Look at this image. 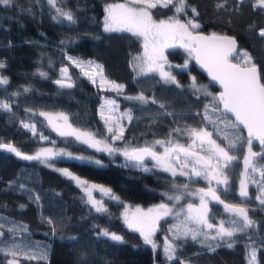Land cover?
Here are the masks:
<instances>
[{"label":"trees","instance_id":"16d2710c","mask_svg":"<svg viewBox=\"0 0 264 264\" xmlns=\"http://www.w3.org/2000/svg\"><path fill=\"white\" fill-rule=\"evenodd\" d=\"M117 1L125 0H64V10L74 14V23L63 17L59 18L60 22L53 20L55 10L50 9L46 0H13L11 6L0 5V63L5 65L0 68V77L8 80L7 84H0V102L9 103L11 108L10 111L0 108V141L12 143L28 155L47 144L89 153L102 162L96 165L58 157L50 160L51 167L40 160H25L0 149V223L4 224L5 233L0 241L13 239L7 232L10 222L26 226V231H17L15 239L29 246L25 251L33 258L18 256L17 264H180L181 260L185 264H248L247 245L257 250L258 264H264V206L254 198L255 186L251 184L249 197L241 204L256 222L248 230L251 238L238 235L232 248L220 246L212 251L207 244L215 246L222 242L202 244L200 237L193 241L189 236L174 241L178 246L177 259L168 261L159 251L152 252L140 234L130 230L119 218L116 203L106 202L104 212L93 210L80 188L56 170L68 168L88 182L111 189L120 200L139 205L168 201L161 194L177 191L172 188L171 174L154 168L145 172L139 167H122L125 161L119 153L95 152L70 138L57 136L42 117L33 115L36 111L65 113L74 128L105 138L110 134L101 118L100 105L102 98H111L119 106L118 112L131 110L133 116L131 122L121 121L124 139L112 141L119 147L124 144L143 147L151 140L166 139L174 128L205 124L209 131H214L212 125L203 121V116L205 104L213 102L215 88L190 61L186 68L173 70L180 87L165 83L153 74L135 75L131 60L140 49L137 37L127 31L106 32L102 27L104 6ZM187 4L185 11L178 14L179 19L200 25L191 31L233 36L238 52L247 51L253 57V64L264 81V37L259 35L264 29V8L255 7L254 0H187ZM219 4L224 7H218ZM148 10L157 19L177 15L172 5L157 4ZM66 56L102 65L109 80L124 85L123 92L105 90L107 86L102 88L99 81L93 84ZM167 56L176 63L184 60L180 51H168ZM231 59L238 62L236 53ZM63 65L69 68L74 82L72 88H60L54 83L60 78L58 73ZM40 71L46 72L47 78H42ZM193 80L198 87L206 85L212 91L211 96L197 92ZM26 88L29 91L25 92ZM140 94L147 98L146 104L125 99ZM153 99L157 101L155 104ZM22 122L35 123L38 133L48 139L41 140L39 134L34 136ZM228 131L235 133L230 135L231 139H240L236 140L238 148L231 150L236 159L226 170L229 191L225 193L224 189L221 196L226 197V202L241 203L237 180L246 138L239 128ZM214 138L222 142L220 137ZM178 139L186 141L183 135ZM175 182L201 185L200 181L183 176H177ZM182 201H187V197ZM21 204L25 205L23 209ZM210 212L214 223L223 216L217 204L211 206ZM101 229L121 235L124 242L101 235ZM12 259L0 253V264H9Z\"/></svg>","mask_w":264,"mask_h":264},{"label":"snow or ice","instance_id":"6c2138e0","mask_svg":"<svg viewBox=\"0 0 264 264\" xmlns=\"http://www.w3.org/2000/svg\"><path fill=\"white\" fill-rule=\"evenodd\" d=\"M12 3L13 0H0V5L5 7L11 6ZM47 3L50 9L55 10V15L52 16L53 20L60 22L59 18L63 17L70 23L75 22L74 14L71 11L64 10V0H47ZM132 3L143 5V7H131L126 4L109 5L106 8L107 15L105 17L104 30L106 32L127 31L134 36L143 37L144 57H136L135 59L139 64H133V68L139 67L141 74L159 70L161 79L165 83L171 82L176 84L177 87H180V84L177 82L176 77L170 71L163 70L162 62H166L164 48L175 47L176 43L179 42L180 47L185 48L190 53H195L197 63L205 68L212 80L217 81L223 88L218 97H213L212 103L205 104L203 121L208 125H212L214 131H209L205 124L184 129L174 128L168 133L166 139L154 140L151 144L146 142L143 147H125L120 149L110 143L109 139L111 141L124 139V127L121 121L127 119L131 122L133 116L131 110L118 112L119 106L113 99L102 98L104 103L100 105L101 118L104 121L107 132L110 134L109 137L103 139H97L95 133L74 128L69 123V117L65 113L41 112L40 115L48 120L49 126L59 136H72L78 142L94 147L97 151L107 152L109 155L119 152L125 158V164L121 165L122 167H139L148 172L150 169L144 167V163L145 158L150 157L160 170L169 172L173 177L172 188L177 191L172 194L167 192L161 194L168 201L179 203L185 194L183 190L188 188L187 184L178 185L175 182L177 176L207 181V190L204 188L197 189L200 198L199 207H194L189 203L184 219L172 225L169 229L172 239H166L164 244V253L168 261L177 259L175 253L178 246L174 241L186 239L189 236L193 241L202 236L204 238L203 241H200L202 244L204 241H221L222 244H216L215 246L212 244L206 245L212 251H215V248L220 246L232 248L238 235H249V238H251L248 230L254 227L256 223L250 218L249 210L241 206L243 201L249 197V180L257 186L259 194L256 196V200L259 201L260 205L264 206V164L258 163V160H264V81L261 80L257 68L253 64V57L247 51L238 52L236 41L233 38L217 36L216 34L210 37L194 36L192 34L189 30V25H191V28H199L200 25L192 20L182 23L178 16L188 7L187 0H132ZM157 4L161 7L172 5L177 15L169 17L167 21H154L147 9L155 8ZM254 6L264 8V0H254ZM218 7H224V4H219ZM192 11L195 13L196 9L193 8ZM259 35L264 37V29L260 30ZM233 53H236L237 63H231L228 59ZM66 59L72 66L79 68L81 73L93 84L99 81L102 88L107 86L105 90H115L117 94L123 92L124 85L109 80L104 74L102 65L72 56H66ZM4 66L3 63H0V68ZM181 67L186 68L187 62ZM60 73V78L55 80L54 83L60 88H72L74 82L69 74V68L67 66L61 67ZM38 74L42 78H47L48 75L43 71ZM7 83V78L0 77V84ZM193 87L197 92L203 91L205 95H211L206 88L197 87L195 80H193ZM24 91L27 92L29 89L26 88ZM17 94L13 93V95ZM125 99L139 101L141 104L148 102L143 94L134 97L126 96ZM156 102L155 99L152 100L153 104ZM217 103L223 105V113L220 112ZM160 107L163 108L164 105L161 104ZM0 108L5 111L11 110L7 102H0ZM26 111H29V109H26ZM213 113H218V115L213 116ZM224 113H230L235 119L232 120L223 115ZM168 115L172 114L168 113ZM60 121H63V123H59ZM221 124L223 128L220 127ZM240 125L247 129L248 153L244 157L245 171L241 174L243 178L240 180L239 196L241 197V203H232L226 202V197L222 198L217 189L213 187V181H215L217 186L224 185L225 193L229 191V176L226 170L236 158L231 153V150L238 148L236 140L240 139V137L235 140L231 139L230 135H235V133L230 134L228 130L238 129ZM23 127L30 130L34 136L39 134L41 140L48 139L43 133H38L35 123H23ZM173 133L176 136H173ZM180 135L188 137L186 144L179 141L178 137ZM214 137H220L222 142H218ZM253 140L259 141L262 148L261 152L253 151ZM156 145L163 148V152H158ZM240 146L242 147V145ZM0 149L14 153L22 159L40 160L45 164L54 157H66L77 161L85 160V157L74 156L71 152L63 149L54 151L52 148H42L34 155H27L22 153L12 143H4L3 141H0ZM94 162L97 165L100 164L99 160ZM249 169H251V173ZM56 170L75 181L77 186L87 195V202L97 212H104L106 208L102 200H97L93 196V191H99L109 199L119 201V197L109 188L90 184L86 179L75 175L68 168ZM257 173L260 176L259 180L255 179V174ZM23 187L21 185V188ZM197 193L187 192L186 194L196 195ZM207 198H211V200L223 205L225 213L228 214L227 220L221 219L218 224L212 222L213 216L210 212ZM24 207L25 205H20L21 209ZM183 211L184 209L181 208L174 213L173 207L161 202L154 208L148 209L146 213L137 209L136 214H133L131 218L125 214L124 219L130 230L138 231L144 242L151 244L155 249L157 245L153 240V236L156 233L159 221L170 215H175V217L179 218ZM49 223H52V221L49 220ZM10 224L11 226L7 229V232L11 234L13 239L7 242L0 241V253L13 257L9 264H17L16 258L18 256L33 258L25 251L29 246L25 245L23 241L15 239L17 231H26V226L17 224L15 221L10 222ZM3 229L4 224L0 223V236L5 234ZM211 229H215L214 234L209 233L208 230ZM100 234L109 237L112 241L124 242L121 235L110 233L106 229H101ZM246 247L248 264H258L257 250L251 245ZM180 264H185V262L181 260Z\"/></svg>","mask_w":264,"mask_h":264},{"label":"rangeland","instance_id":"374dc122","mask_svg":"<svg viewBox=\"0 0 264 264\" xmlns=\"http://www.w3.org/2000/svg\"><path fill=\"white\" fill-rule=\"evenodd\" d=\"M47 1V0H46ZM112 4H126L128 6H131V7H143V5H137V4H134L132 3V0H125V1H117V2H112V3H108L104 6V13H103V18H102V27L104 29V24H105V17L107 15L106 13V8L109 6V5H112ZM147 11H149L147 9ZM152 19L156 22H159L161 20H164V21H167L169 18H153ZM182 23H186V21L180 19ZM189 30L191 31V27L189 25ZM192 32V31H191ZM137 39L139 40V43H140V49L139 51L133 55L132 57V60H131V67H132V70L133 72L135 73V75H147V74H153L155 76H157L161 81H164L163 79H161V76H160V72L159 70L157 71H153V72H148L146 74H141L140 71H139V67L137 68H133V64H139L138 61H136V57H141L143 58L144 57V39L143 37H138L136 36ZM151 40V38H150ZM151 46V45H150ZM172 50H175V51H180L181 53H183L184 55V60L180 63H176L174 62L173 60L171 59H168V56H167V52L168 51H172ZM164 56L166 57V62H162L163 63V70L164 71H170L171 74L173 75V70L174 69H178V68H185V67H181L182 65H184L186 62L188 64V62L191 60V53L186 50L185 48L183 47H180L179 46V42L176 43V46L175 47H166L164 48ZM232 58V57H231ZM191 62V61H190ZM61 76V73L59 72L58 73V77ZM165 82V81H164ZM209 83V82H208ZM192 85V84H191ZM198 87V86H197ZM200 87L202 88H206L207 89V92L208 93H212V91H209L207 86L206 85H201ZM201 94H204L203 91H200ZM208 96H211V95H208ZM213 97L214 96V92H213ZM107 99H111V98H107ZM104 103V99H102V104ZM41 112H46V113H52V114H55V113H62V112H59V111H56V112H53V111H36L34 112L36 115H39L40 117H42V119L44 120V122L46 123V125L49 127V129L54 133V134H57L56 131H54L52 129L51 126H49V123H48V120L45 119V117L41 116L40 113ZM59 123H63V121H60ZM184 129V128H182ZM82 131H88V130H82ZM88 132H91V131H88ZM57 136H59L57 134ZM186 137V141H183L181 143H187L188 142V137L186 135H183ZM61 137V136H60ZM65 138H70L72 140H74L75 142L77 143H80L78 142L74 137L72 136H69V137H65ZM97 139H103V138H100L98 136H96ZM247 139L246 138V142H245V145H244V149H243V152H242V156L239 158L241 160L240 162V170H239V174H238V180H237V194L239 195V191H240V180L243 178L241 176V174L245 171V165H244V157L247 155L248 153V145H247ZM154 140H158V139H154ZM154 140H151L149 142V144H151ZM110 143H112V141L110 140L109 141ZM83 144L84 146H86L87 148L95 151V152H103V153H106L108 154L107 152H104V151H97L94 147H89L87 144L85 143H81ZM113 144V143H112ZM114 145V144H113ZM116 147H119V146H116ZM125 147H130L126 144L122 145L121 147H119L120 149H124ZM42 148H52L54 151H60L61 149L65 150V151H68V152H71L74 156H82V157H85V160H83L82 162H88V163H92V164H96L94 161L96 160H99L97 159L95 156H93L92 154H89V153H84V152H75V151H71V150H68V149H65V148H62V147H57L55 145H41L39 147H37V149L31 154V155H34L36 152L40 151ZM156 150L158 152H163V148H161L159 145H156ZM253 151H256V152H261V148L259 146H254L253 145ZM119 153V152H117ZM120 154V153H119ZM121 158L125 161V158L124 156L120 155ZM54 158H58V157H54ZM53 158V159H54ZM62 158H66V157H62ZM68 159V158H67ZM236 159V158H235ZM52 160V159H51ZM77 161V160H76ZM100 161V160H99ZM102 162L100 161V164ZM258 163L260 164H264V160H258ZM47 165L53 167V164L50 162V160L48 161ZM97 165V164H96ZM144 167H147V168H154V169H159L156 164H155V161L152 162V161H145L144 163ZM57 169H62V168H57ZM143 169V168H142ZM60 172V171H59ZM165 172V171H164ZM249 172L251 173V169H249ZM61 173V172H60ZM166 173H169V172H166ZM62 174V173H61ZM170 174V173H169ZM65 176V175H64ZM69 178V177H68ZM184 178H187L189 179L188 177H184ZM255 179L256 180H259L260 179V176L259 174H255ZM72 180V179H71ZM189 180H194V181H200V184L201 185H196V184H188V188L187 190H183L185 192L184 196L187 197V201H181L179 203H174L173 201H164L165 203H167L170 207H173V212L175 213L176 211H179L181 208L184 209V211L181 213V216L179 218L175 217V215H170L166 218H164L163 220H160L159 221V224L157 226V230H156V233L155 235L153 236V240L155 241L157 247L154 249L153 246L151 244L150 247H151V250L152 252H154L155 250L159 251V253L161 254L162 257L166 258V255L164 253V244H165V240L168 239V240H171L172 236H171V233L169 232V229L172 225L174 224H177L179 223L180 221H182L184 219V216L186 215L187 213V205L189 203H191L194 207H199L200 205V198H199V193H197V189L199 186L201 187H208V183L206 180L204 179H197V178H192V179H189ZM73 181V180H72ZM73 183L77 186V184L75 183V181H73ZM90 184H96V185H100V184H97V183H92V182H89ZM248 184H251L253 186H255V190L253 191V196L254 198L256 199V196L259 194L258 193V189H257V186L253 183H251V181L249 180L248 181ZM103 186V185H102ZM79 187V186H78ZM106 187V186H104ZM213 187L214 188H220V190H224L225 189V186L224 185H219L217 186L215 184V181H213ZM80 188V187H79ZM107 188V187H106ZM81 190V188H80ZM82 191V190H81ZM187 192H192V193H197L196 195H187L186 193ZM83 193V196H84V199L85 201L87 202L88 201V197L87 195L82 191ZM93 196L97 199V200H102L103 203H104V207L106 206V202H113V203H116L117 205V215L119 216V218L125 223V214H127L130 218L133 216V214H136V210L137 209H140L141 212H144L146 213L148 211V209L150 208H154L155 206H157L158 204H160L161 202H154V203H150V204H146V205H139V204H136V203H130V202H126V201H122L119 199V201H116V200H111L109 199L106 195H104L103 193L99 192V191H93ZM183 196V197H184ZM258 201V200H257ZM88 203V202H87ZM90 205V207L95 210L90 203H88ZM223 212L221 216V218H218V222L217 224L219 223V221L221 219H225L227 220L228 219V214L225 213L224 210H222ZM210 234H214L215 233V229H211V230H208ZM138 232V231H137ZM101 233V232H100ZM139 233V232H138ZM140 234V233H139ZM141 236V235H140ZM142 237V236H141ZM109 238V237H108ZM201 239L204 240V238L201 236L200 237ZM143 239V237H142ZM144 240V239H143ZM205 242V241H204ZM207 242H211V241H206L205 244H207ZM246 260H247V250H246ZM248 261V260H247Z\"/></svg>","mask_w":264,"mask_h":264},{"label":"water","instance_id":"95a60500","mask_svg":"<svg viewBox=\"0 0 264 264\" xmlns=\"http://www.w3.org/2000/svg\"><path fill=\"white\" fill-rule=\"evenodd\" d=\"M192 34H193L194 36H204V37H210V36L213 35V34H211V33H205V32H201V31H192ZM217 36H228V37H231V38H233V39L235 40V38H234L233 36L228 35V34H217ZM235 41H236V40H235ZM236 47H237V44H236ZM233 54H234V53H233ZM232 56H233V55H231V56L228 57L229 61H230L231 63H237V62H235V61H233V60L231 59ZM190 61H191L192 65H193L194 69H195L196 71H198V72L203 73V75L206 77V79H207V81L209 82V84H210L212 87L215 88L214 96H215V97H218L219 94L223 91V88L221 87V85H220L217 81L212 80L211 76H209V74H208V71H207L205 68L201 67V65H200L199 63H197V60H196V54H195V53H191V60H190ZM63 66H65V65H63ZM63 66H61V67H63ZM255 66H256V65H255ZM61 67H60V69H61ZM256 68H257V66H256ZM257 72H258V70H257ZM58 79H59V78H58ZM55 80H57V79H55ZM217 104H218V103H217ZM218 108L220 109V112L223 113V105L218 104ZM224 114L227 115V116H229L232 120L235 119L230 113H224ZM238 128L242 131L244 137H245V138H248L247 129L243 128L242 125L238 126ZM253 143L256 144L257 146H261L258 140H253ZM137 147H141V146H137ZM13 154H14V153H13ZM24 154H25V153H24ZM14 155H15V154H14ZM27 155H28V154H27ZM145 160H152V159H151L150 157H146ZM204 189H206V188H204ZM206 190H207V189H206ZM208 199H209L210 202H212V203H214V204H219V203H217L216 201L211 200V198H208ZM219 205H222V204H219ZM222 206H223V205H222Z\"/></svg>","mask_w":264,"mask_h":264},{"label":"flooded vegetation","instance_id":"af4514ba","mask_svg":"<svg viewBox=\"0 0 264 264\" xmlns=\"http://www.w3.org/2000/svg\"><path fill=\"white\" fill-rule=\"evenodd\" d=\"M259 147L261 148V146H259ZM145 161H150V160H145ZM151 161L154 162L153 160H151ZM199 188H206L207 189L208 187H201V186H199L198 189ZM217 191L221 195V191H223V190H220V188H217ZM212 205H215V204L209 201V209H211V206ZM217 206H218V210L220 211V213L223 212L222 210H224V208L222 207V205L217 204ZM217 222H218V219L215 220V223H217Z\"/></svg>","mask_w":264,"mask_h":264}]
</instances>
